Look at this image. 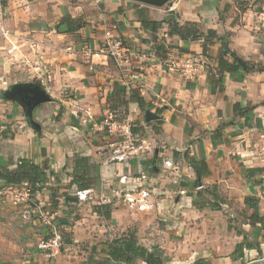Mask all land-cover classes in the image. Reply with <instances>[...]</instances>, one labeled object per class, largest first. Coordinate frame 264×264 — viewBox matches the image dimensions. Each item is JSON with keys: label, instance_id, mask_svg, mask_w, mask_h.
Segmentation results:
<instances>
[{"label": "crops", "instance_id": "0c3cea01", "mask_svg": "<svg viewBox=\"0 0 264 264\" xmlns=\"http://www.w3.org/2000/svg\"><path fill=\"white\" fill-rule=\"evenodd\" d=\"M255 1L254 6L243 8L232 0H184L174 12L167 7L140 5L149 10L155 22L176 18L180 25L195 23L201 33L214 31L225 35L233 53L264 67V27L259 21L264 12H260L259 3L264 7V0ZM136 4L129 0H0L1 19L7 15L8 24L13 22L12 30L1 22L0 27L8 34L2 35L0 31V39H7L14 51L26 47L25 58L36 76L32 82L52 98L50 103L34 110V119L42 126L40 134L28 126L24 129L13 106L15 125L24 131H19L10 142L9 152L1 148L0 134V171L14 169L11 163L25 158L39 166L47 163L49 172L55 174L49 178L59 176V180L70 183L68 173L74 155L86 154L95 164L94 188L101 191L123 174H151L158 150L154 145L162 143L190 184L195 180L192 168L184 159H175L174 153H189L206 161L210 176L204 179L202 187L208 192L216 191L217 203L220 208L229 209V216L222 210L199 208L193 198L176 197L171 205L169 201L158 203L162 210L159 213L132 217L127 215V209L119 207L112 209L107 219L93 207L68 199V205L81 208L80 218L74 219L67 206L53 205L44 189L36 194V203L51 217L53 229L67 232L63 234L74 250L49 259L36 245L29 251L30 256L18 260L16 249L2 244L5 235L0 224V264H86L88 255L96 260L105 258L107 245L129 233L135 234L140 245L153 249L162 258L168 257L171 264H194L198 260L209 264H264V72L225 74L224 92L216 89L213 93L208 67L217 65L221 42L209 47L211 60L207 59L203 55V40L185 42L170 35L169 26L164 23L157 32L144 30ZM66 16L83 19L87 24L72 34L59 33ZM107 31L122 39L133 52L124 66L101 52ZM1 46L0 41V50ZM87 51L91 53L89 59ZM188 56L199 61L193 80H184L163 65L169 57ZM228 60L232 61L230 57ZM132 91L140 93L150 106L147 110L158 115V120L146 123L145 115L140 116L138 106L130 102ZM6 101L0 103V114L1 108H9L10 100ZM115 106L129 113L125 123H140L143 132L136 136L137 140L151 143L153 149L129 161H110L112 151L118 148V139L97 129ZM236 107L252 111L241 116ZM59 108H63V115L55 120ZM78 108L94 116L92 125H82L75 115ZM106 149L108 152H104ZM247 199L258 207L257 221L252 220L255 211ZM234 202L241 207L232 206ZM148 228H152L149 235ZM51 230L44 226L41 238L50 235ZM113 231L119 232V236H113ZM83 245L89 254L81 251ZM239 247L240 252L235 253Z\"/></svg>", "mask_w": 264, "mask_h": 264}, {"label": "trees", "instance_id": "16d2710c", "mask_svg": "<svg viewBox=\"0 0 264 264\" xmlns=\"http://www.w3.org/2000/svg\"><path fill=\"white\" fill-rule=\"evenodd\" d=\"M138 10V20L141 24V27L144 30H149L152 32H157L162 24H167L169 26V34L177 35L183 41H197L203 40V55L211 60V57L208 54L209 47L213 46L215 42H221V48L219 51V56L217 59V65L215 67H208V77L211 81L212 92L215 93L216 89L220 93L224 92L223 87V77L225 74H230L231 76L240 73L241 71L245 74H251L254 72H264V67L259 64H253L251 62L245 61L241 57L237 56L233 53L229 48L228 37L223 35L219 36L216 32L210 31L208 34L201 33L196 29L195 23H187L185 25H180L176 18H172L169 21L163 22H155L149 16V10L147 8H141L140 4H136ZM86 22L83 19L72 18L71 16H66L62 19L61 25L59 28V33L62 34H72L78 32L85 28ZM231 58L232 61H229L228 58ZM121 93V92H119ZM130 102L136 104L140 111L144 113L150 106L146 103L145 99L141 97L138 91H132L130 96ZM119 107L115 106L111 108L112 112H117ZM237 114L244 116L248 112L252 111V108L242 109L236 107ZM159 114L162 110L158 111ZM63 115V111L61 109L57 120H59ZM117 116V114H116ZM120 123L124 122L118 121ZM133 125L132 130L134 134L140 135L141 129ZM175 159L182 158L184 162L193 170L195 180L192 184L188 183L183 184V187L186 188H198L201 187L205 178L210 176V170L206 161L199 160L196 157L190 156L188 153H183V156L180 153H174ZM15 166L14 169H6L4 171H0V196L2 190L5 191L10 187H19L22 184H28L32 186L34 196L40 192V190L47 184L49 181V175H55L54 172H49V167L47 163H44L43 166H39L33 163L31 160L25 158H19L14 163H11ZM95 169V164L90 162V157L86 154H75L73 157V167L68 173L70 177V189L74 190V194L76 191H83L90 188H94L97 183V178L93 175V171ZM151 171H153L151 169ZM154 176V175H153ZM59 176H56L58 178ZM202 190H200L196 196L187 195L183 198H193L195 200V206L199 208L208 207L213 210H221L220 205L217 203L218 195H216V191H211V196L214 201H210L207 203L198 204L197 202L200 200L202 196ZM74 194L71 197H66L67 199H75ZM210 195V193H209ZM247 202L254 209L255 213L252 216V220H256V215L258 214V207L255 203L252 202L251 199H247ZM94 211L105 217L110 218L112 209L111 207L104 206H94ZM106 257L100 260H96L94 258L90 259V264H171L170 261L163 259L158 256L153 249H148L139 244V241L135 234L129 233L122 237L114 239L107 245V249L104 250ZM240 252L237 248L235 253ZM194 264H209L206 260H198Z\"/></svg>", "mask_w": 264, "mask_h": 264}, {"label": "built area", "instance_id": "2783aa9c", "mask_svg": "<svg viewBox=\"0 0 264 264\" xmlns=\"http://www.w3.org/2000/svg\"><path fill=\"white\" fill-rule=\"evenodd\" d=\"M183 1L171 0V5L166 7L169 12H174ZM259 21L264 27V12L259 15ZM0 31L2 35L8 34V31L4 27H1ZM101 52L103 55L113 59L120 66L127 64L129 57L133 53L130 47L111 31L106 32L104 47H102ZM87 56L88 59L91 57L90 51H87ZM163 65L170 72L177 73L184 80H193L197 76L199 61L191 56L183 58L169 57L163 61ZM75 115L80 119L83 126L93 124L94 116L89 111L78 108ZM95 126L97 127V125ZM132 127L133 125L129 122H118L114 113L109 112L104 123L97 129L118 139V148L113 151L110 161H129L134 157L144 154L147 150L153 149L151 143L137 140ZM158 152L160 157L157 161H161V168L165 172L169 171L172 176L177 177L175 178L177 183L178 178H182L184 175H181V168L166 154L167 150L165 147L158 148ZM148 174V172H141L137 175L123 174L118 177L117 181L114 182L115 184L107 185L101 191H97L95 188L76 191L74 194L75 203L80 205L92 204L99 207L108 206L113 209L124 207L136 213H149L155 208V202L153 201L155 194L150 190L151 185ZM262 180L264 181V175H262ZM200 189H203V187L195 188L193 191ZM107 191L109 192L107 193ZM6 193L14 195L16 204L27 208L23 213L24 220L34 222L36 225L41 222L42 226L52 228L50 235L43 236L37 243L38 251L44 254L45 257L49 259L58 258L70 254L74 250L73 245L67 241L66 236L57 228L53 229L51 217L41 206L37 205L32 186L22 184L19 187H10L3 191L1 195ZM188 194L185 187L178 191L176 197L183 198Z\"/></svg>", "mask_w": 264, "mask_h": 264}, {"label": "rangeland", "instance_id": "374dc122", "mask_svg": "<svg viewBox=\"0 0 264 264\" xmlns=\"http://www.w3.org/2000/svg\"><path fill=\"white\" fill-rule=\"evenodd\" d=\"M232 1H233V3H236L239 7H243V8L245 6L250 7V6H254L256 4L255 0H254L255 3L253 0H250V1L249 0H232ZM251 2H253V3L251 4ZM260 4L261 3H259V9L261 10L260 12H262L264 10V7H263V5H260ZM234 18H236V16H234ZM8 20H10V19L7 15L2 16V19H1V15H0V26H1V22L4 21L6 23V26L8 25L5 28L12 30L13 29V22L9 25ZM14 23H17V22L15 21ZM0 29H1V27H0ZM0 41L2 44L1 50H0L2 53V54H0L1 55L0 56V59H1L0 60V77L2 78L1 82H0L1 83V85H0V103H5L7 101L5 99H3V97H2V95L4 93L3 89H5V90L10 89L11 86L16 85V84L17 85L18 84H25V83H30L32 81H36V78H34L36 76H34L35 72H31L32 69L29 66V64L25 58L26 57L25 53L28 52V50H26L25 46L14 51V47L12 48L13 45L11 46L10 42L7 39L5 40V38L3 37V39L1 38ZM4 42H7V44ZM115 67L117 68L116 65H115ZM8 106H9V108H1V110L3 112H1V114H0V116H3L2 118L0 117V134L2 135L1 137L3 138L1 148L3 150H6V152L11 151L10 142L13 141V138H15L16 134L19 131L20 132L24 131V129H27V126H28L26 123V117H25L24 109L22 108V106L19 103L13 101L12 99H10V103H8ZM13 106H15V108H16L15 109L16 110V112H15L16 116H20L22 122L24 123V127H25L24 129L21 128L20 125H17V126L15 125L16 122L13 120ZM61 109L63 111V108H59V110H57V117H58ZM116 114H117L116 120L124 122V118L129 113L127 112V110H124V108H122L121 110L118 109ZM144 115H145V112L144 113L141 112L140 116L144 117ZM55 117L56 116H54V118ZM56 119L57 118H55V120ZM136 124L139 125L138 127L141 129L140 132H143V128L141 127L139 122H133L132 123V125H134V126H136ZM144 131L146 132V130H144ZM108 136L111 137L110 135H108ZM162 146L164 147L165 145L162 143L161 144L158 143L157 145H154V147H157L159 149H161ZM165 148L168 149L167 145L165 146ZM108 150L106 149L104 152H108ZM11 158L13 159V156H11ZM161 164L162 163L160 161H158L157 167L159 168V173H154L153 171H150L151 174L150 175L148 174V176L150 178L149 179L150 185H151L150 190L152 192H154L153 194H155V198L153 201L155 202V206L157 208V209L154 208V210L149 212L151 214L159 213V211H162V210H159L160 206L158 203H160V202L169 201L168 202L169 205L173 204V200H175L176 194L178 193V191L181 188H185L182 185L183 184L187 185L190 182L189 178L187 176L183 175V172H182V174H181V175H183L182 178H178L177 183H176L175 178H177V177L172 176L169 171L165 172L161 168V166H160ZM181 171H182V169H181ZM49 182L50 183H48V186L47 185L43 186V188L40 191L46 189L47 193L45 195H48L50 197L51 203L53 205L58 204V206L59 205H62L63 207L67 206L68 210L71 212L70 217H73L74 219L80 218L81 208H78V206H76L75 204L68 205V203H67L68 199L66 197L67 196L71 197L74 194V190L70 189V183L63 181V178H62V180H59L56 177H54L53 179L49 178ZM112 184H115V183L112 182L109 185H112ZM190 190L193 191V189L190 188L188 193L191 192ZM200 190H202L201 191L202 196L200 197V200L197 203L200 205L204 202L205 203L210 202L212 200V198H211V191L212 190H210V192H208L209 190H207L206 187H205V189L203 188ZM200 190H195V191L191 192L190 195L196 196ZM2 192H3V190H2ZM108 192L109 191H107V193ZM209 193H210V195H209ZM0 197L5 198V200L0 201V224L1 225L3 224L2 225V232L5 235V240L3 241L2 244L13 246V249H16L15 250V253H16L15 257H17L18 260H21V258L24 259L25 256H30L31 252H29V251H31V249L34 250L36 248L38 241L41 239L42 228L44 226H42L41 222L38 223V225H36L34 222H27L26 220H24L23 213L27 210V208L24 207L23 205L16 204L15 197L11 193H6L4 195H1ZM236 204L237 203L234 202V203H232V206L241 207L240 205H236ZM86 205H87V207H89V206L94 207V205H92V204H86ZM229 206L231 208H233L231 205H229ZM124 209H126V208H124ZM60 210H63V208H61ZM221 210H222L221 212L225 216H229L227 214V213H229L228 208L222 207ZM127 211H128V212H126L127 215L132 216V217H135V215L139 214L138 212L136 213L132 210H130V211L127 210ZM72 214H73V216H72ZM145 214H147V213H144L143 215H145ZM151 214H148L146 216H150ZM34 219L37 220L35 217H34ZM155 225H157V224H155ZM148 229L149 230H147V232H146L147 235H149V231H151L152 228H148ZM62 233L66 234L67 232L62 230ZM112 235L113 236L117 235V237H118L119 232L117 233V231H113ZM147 237H149V236H147ZM81 247H83V248H81L82 252H84V253L88 252V254H89L90 251H89V249L85 250V245H83ZM75 251H77V250H75ZM80 255H82V254H80ZM88 256H89V259L85 262L86 264H90L89 261H90V259H92V257L90 255H88ZM88 256H86V257H88ZM163 258L165 260H169L168 257H163Z\"/></svg>", "mask_w": 264, "mask_h": 264}, {"label": "water", "instance_id": "95a60500", "mask_svg": "<svg viewBox=\"0 0 264 264\" xmlns=\"http://www.w3.org/2000/svg\"><path fill=\"white\" fill-rule=\"evenodd\" d=\"M152 8H164L171 5V0H129ZM13 101L19 103L24 109L27 125L36 133L42 132V126L34 119V110L41 105L48 104L52 101L51 96L37 83H25L13 86ZM160 117L150 110L145 112V121L150 123L158 120ZM158 150L155 152L151 169L154 173H159L157 167ZM75 202L76 199H73Z\"/></svg>", "mask_w": 264, "mask_h": 264}, {"label": "flooded vegetation", "instance_id": "af4514ba", "mask_svg": "<svg viewBox=\"0 0 264 264\" xmlns=\"http://www.w3.org/2000/svg\"><path fill=\"white\" fill-rule=\"evenodd\" d=\"M7 90H4L2 97L5 98L6 100L13 99V86H11L10 89H7Z\"/></svg>", "mask_w": 264, "mask_h": 264}]
</instances>
